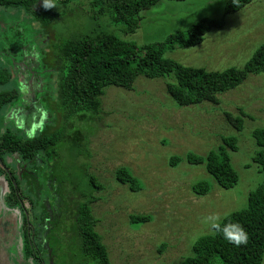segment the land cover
<instances>
[{"label": "rangeland", "instance_id": "1", "mask_svg": "<svg viewBox=\"0 0 264 264\" xmlns=\"http://www.w3.org/2000/svg\"><path fill=\"white\" fill-rule=\"evenodd\" d=\"M60 1L42 12L43 16L47 12L56 15L47 17L46 23L35 21L21 9L0 7V68L13 76L0 90L14 88L19 100L13 104L20 107L27 100L23 83L30 85L33 76L38 79L32 90H40L34 108L39 103L47 114L43 134L55 132L59 138L48 155H40L43 167L33 170L43 185L39 192L50 202L56 189L64 201L73 194L78 197L75 208L83 199L96 198L91 206L97 220L95 229L111 264H180L191 256L199 237L213 234L202 219L209 215L225 218L245 208L248 194L264 180L252 162L258 150L252 132L264 127V74H250L235 89L220 94L218 104L182 107L166 93V85L175 83L173 75L156 79L139 76L131 90L106 87L100 97V113L85 114L79 120L67 117L59 104L57 75L64 65L60 47L69 38L94 30L141 46L186 32L201 19L223 18V26L206 33L202 43L167 51L164 58L206 71L243 68L264 44V0H252L225 16L228 0H161L140 12L138 28L132 34H125L108 15L92 13L90 0ZM10 106L0 112V133L6 129L22 133L14 118H9ZM241 112L247 117L242 130H236L225 113L237 117ZM223 137H234L237 146V151L228 154L238 182L228 190L218 187L204 165L185 161L188 154L205 157L222 144ZM172 157L181 158L174 167L170 165ZM121 167L136 178L138 192L116 180L115 172ZM91 177L103 186L101 191L95 189ZM199 181L211 184L204 196L192 191ZM130 216H148L150 220L132 224ZM75 227L71 222L74 232ZM57 233L49 232L46 237L52 264H90L79 255L78 237L57 242ZM17 237L16 233L4 248L2 264H27Z\"/></svg>", "mask_w": 264, "mask_h": 264}, {"label": "trees", "instance_id": "2", "mask_svg": "<svg viewBox=\"0 0 264 264\" xmlns=\"http://www.w3.org/2000/svg\"><path fill=\"white\" fill-rule=\"evenodd\" d=\"M60 1V0H59ZM61 0L58 3H65ZM161 0H90L92 13L108 15L115 24L123 27L125 34H132L139 25L141 11L148 10ZM183 1V0H175ZM252 0H228L224 7V16L235 13L251 3ZM0 7L21 9L35 21L45 22L56 17L54 12H47L40 0H0ZM48 15V16H47ZM51 17V18H50ZM221 19H201L186 32L169 35L162 42L148 43L141 46L125 41L117 36L90 31L84 35L73 36L60 47L63 70L57 75V96L62 111L67 117L77 116L79 120L85 114L100 113V97L109 86L131 90L139 76L148 79L173 75L175 83H168L166 93L180 107L201 102L218 104V96L242 84L247 77L264 74V44L261 45L243 68H229L223 71H206L202 68L186 67L176 61L164 58L167 51L194 47L203 42L204 36L211 29L223 26ZM49 22H47L48 24ZM12 73L0 68V88L12 81ZM18 98L14 88L0 90V112L12 105ZM226 120L236 130H242L247 117H233L225 113ZM58 134H39L29 139L21 133L9 129L0 133V155L15 154L20 161H25L38 153H48L58 142ZM258 150L252 162L258 172L264 174V127L252 132ZM222 144L210 151L205 157L188 154V165H204L206 172L221 189L228 190L238 182V175L232 168L228 151H237L234 137H223ZM181 158L172 157V167L180 163ZM116 180L126 185L135 193L140 190L136 178L126 168H118ZM97 191L103 186L91 177ZM11 187V186H10ZM211 184L206 181L196 182L192 191L197 196L206 195ZM11 207H15L17 197L11 194L6 198ZM96 198H86L80 206L77 235L80 254L90 260V264H111L102 236L96 231L97 220L92 215L91 206ZM148 216H130L132 224L145 223ZM239 223L248 235L246 245L236 247L227 242L221 234L213 229V234L199 237L192 246L191 256L180 264H263L264 258V180L247 196L246 207L230 213L221 222ZM164 247V246H161Z\"/></svg>", "mask_w": 264, "mask_h": 264}, {"label": "flooded vegetation", "instance_id": "3", "mask_svg": "<svg viewBox=\"0 0 264 264\" xmlns=\"http://www.w3.org/2000/svg\"><path fill=\"white\" fill-rule=\"evenodd\" d=\"M31 81L30 85L23 83L27 100L22 102L20 107L19 104L9 105L12 109L8 112L9 118L13 117L19 126L21 135L27 138L26 132L39 125L42 117L45 116V113L39 108V103L38 108H34L35 94L40 90H32L34 86L36 88L38 85V79L33 76ZM39 85L41 86V84ZM18 100L16 99L15 102ZM15 106L16 108H13ZM46 119L47 117L43 119V125ZM37 131H39L38 128ZM39 134H43V132H37L35 136ZM41 154L48 155L47 152H41L25 161H20L15 154L0 155V264L6 256L4 248L14 241L16 233L17 240L21 243L23 261L27 264H52L51 251L46 243L49 232L55 234V231H58L55 236L57 242L66 237H69V240L71 238L76 240L78 237L76 231L80 206L85 204L86 199L80 201L75 208L74 204L78 197L73 194H69L64 201L65 198L57 193L59 191L56 189V192L54 191L51 195L54 196L52 202L49 198L42 197L39 190L43 185L33 174L34 169L43 167ZM12 193L18 200L15 207H11L6 201V198ZM71 222L74 223V227L77 226L75 232L71 228ZM18 230H20V237ZM46 249L49 250V253H45ZM78 252L81 255L79 247ZM75 254L78 256V253L75 252Z\"/></svg>", "mask_w": 264, "mask_h": 264}, {"label": "clouds", "instance_id": "4", "mask_svg": "<svg viewBox=\"0 0 264 264\" xmlns=\"http://www.w3.org/2000/svg\"><path fill=\"white\" fill-rule=\"evenodd\" d=\"M43 9L48 10L56 7V0H40ZM22 91L24 89H21ZM46 118V114L42 117L41 123L26 132L29 139L34 138L36 134V129L38 128L40 132H43V119ZM224 218L218 215H209L202 219V223L210 226L216 232L222 235V237L230 244L239 247L241 245H246L248 242V235L244 228L239 223L227 222L221 226V222Z\"/></svg>", "mask_w": 264, "mask_h": 264}]
</instances>
